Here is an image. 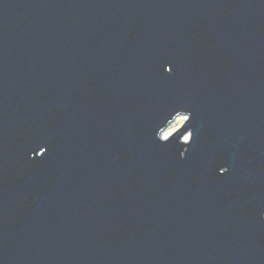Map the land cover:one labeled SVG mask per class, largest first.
I'll list each match as a JSON object with an SVG mask.
<instances>
[{"label": "water", "instance_id": "obj_1", "mask_svg": "<svg viewBox=\"0 0 264 264\" xmlns=\"http://www.w3.org/2000/svg\"><path fill=\"white\" fill-rule=\"evenodd\" d=\"M0 264H264V0H0Z\"/></svg>", "mask_w": 264, "mask_h": 264}, {"label": "rangeland", "instance_id": "obj_2", "mask_svg": "<svg viewBox=\"0 0 264 264\" xmlns=\"http://www.w3.org/2000/svg\"><path fill=\"white\" fill-rule=\"evenodd\" d=\"M187 117L186 116H178L177 118H175V120L173 122H171L166 128L165 130L162 132L161 137L163 139L168 138L169 136H171L177 129H179L181 127V125L186 121ZM189 135H186L185 137H183L184 141L188 140Z\"/></svg>", "mask_w": 264, "mask_h": 264}, {"label": "snow or ice", "instance_id": "obj_3", "mask_svg": "<svg viewBox=\"0 0 264 264\" xmlns=\"http://www.w3.org/2000/svg\"><path fill=\"white\" fill-rule=\"evenodd\" d=\"M221 169H223V167Z\"/></svg>", "mask_w": 264, "mask_h": 264}]
</instances>
